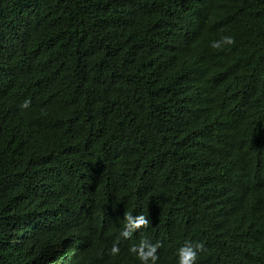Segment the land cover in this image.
Segmentation results:
<instances>
[{
  "label": "trees",
  "instance_id": "1",
  "mask_svg": "<svg viewBox=\"0 0 264 264\" xmlns=\"http://www.w3.org/2000/svg\"><path fill=\"white\" fill-rule=\"evenodd\" d=\"M142 239L264 264V0H0V264Z\"/></svg>",
  "mask_w": 264,
  "mask_h": 264
},
{
  "label": "clouds",
  "instance_id": "2",
  "mask_svg": "<svg viewBox=\"0 0 264 264\" xmlns=\"http://www.w3.org/2000/svg\"><path fill=\"white\" fill-rule=\"evenodd\" d=\"M236 40L232 36H223L220 40L213 41L210 45L211 48L217 50H223L224 46H234ZM30 101L26 100L21 105L22 108H28ZM126 224L124 230L120 233V236L124 239H130L134 233L142 228H147L150 225V219L143 214L133 215L127 213L124 215ZM162 245L160 242L152 243L147 239H142L138 245H134L130 248V252L135 254L142 264H157L159 259L158 249ZM204 251L203 243L192 244L186 243L178 250V264H196L198 255ZM120 253V247L118 242L113 243L110 254L118 255Z\"/></svg>",
  "mask_w": 264,
  "mask_h": 264
}]
</instances>
